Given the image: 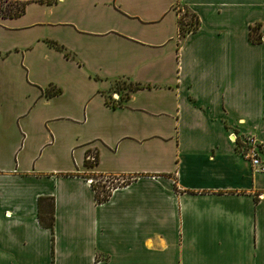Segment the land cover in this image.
I'll return each mask as SVG.
<instances>
[{"label": "crops", "instance_id": "obj_1", "mask_svg": "<svg viewBox=\"0 0 264 264\" xmlns=\"http://www.w3.org/2000/svg\"><path fill=\"white\" fill-rule=\"evenodd\" d=\"M0 83V264H264V173L229 137L264 150V0L31 2ZM93 175L129 182L98 205Z\"/></svg>", "mask_w": 264, "mask_h": 264}, {"label": "trees", "instance_id": "obj_2", "mask_svg": "<svg viewBox=\"0 0 264 264\" xmlns=\"http://www.w3.org/2000/svg\"><path fill=\"white\" fill-rule=\"evenodd\" d=\"M31 2H37V3H44L41 0L40 1H27L25 3H22L20 5H16L15 8H10V9H2L1 7V3L2 0H0V17L1 18H18L20 16H22L25 12V7L26 5H28ZM46 3H50V2H46ZM190 16L191 19H194V24L191 22H184L183 24L181 23L182 20H184L185 16ZM179 38H183L185 36V34L189 31H191V27L193 25H195V27L193 28V30H195L197 28L198 25V21L197 19H195L194 15L189 14L188 11L185 12V14L180 17L179 19ZM257 27H254L250 30V40L253 43H259L260 40H257L256 38H254V30ZM51 46H53L54 48H56L58 51H62L63 49L62 47L52 43ZM64 56L69 58V55L67 53H64ZM132 88V87H131ZM140 88V86L136 85L135 87H133V89H138ZM52 89H47L44 92V96L46 97H51L53 95H57L59 94V90H55L54 92H51ZM89 153H87L88 155ZM85 166L87 168H92L97 164V155H96V162L94 164L89 163L88 161L84 162ZM100 178H102L103 176H100ZM89 179H91V177H89ZM130 179V178H129ZM128 179V180H129ZM93 180V179H92ZM129 181H124V183H122L119 186H125L126 184H128ZM91 188L94 191V198L95 201L98 205L103 204L105 202H107L111 196V191H110V187H108V185L106 184H102L100 181L98 184H94V180L91 183ZM37 208H38V222L39 225L45 229H49L51 232L53 230V222H54V217H53V199L52 198H39L37 200Z\"/></svg>", "mask_w": 264, "mask_h": 264}, {"label": "built area", "instance_id": "obj_3", "mask_svg": "<svg viewBox=\"0 0 264 264\" xmlns=\"http://www.w3.org/2000/svg\"><path fill=\"white\" fill-rule=\"evenodd\" d=\"M259 40H261V38ZM229 137L230 140L234 143L238 154L242 156L245 160L250 162L252 170L256 173H264V162L262 161L264 150L262 148V145H260V143L251 135L239 138L232 134ZM86 161L91 164H94L96 162V152H90L86 157ZM99 181L102 184L108 185V187H110L111 192L117 187H119V185L124 183V181L121 179H107L104 177L100 178ZM90 182L92 183L93 180L91 179Z\"/></svg>", "mask_w": 264, "mask_h": 264}, {"label": "rangeland", "instance_id": "obj_4", "mask_svg": "<svg viewBox=\"0 0 264 264\" xmlns=\"http://www.w3.org/2000/svg\"><path fill=\"white\" fill-rule=\"evenodd\" d=\"M27 1H40V0H2L1 7L4 10L5 9H10V8H15L16 5H20V4L25 3ZM41 1L42 2H52V1H55V0H41ZM186 11H187L186 9L180 8V17H182L185 14ZM188 21L189 22L192 21V23L194 24V19H191V17L189 15L187 17L185 16L184 20H182L181 23L183 24L184 22H188ZM194 27H195V25H193L191 27V30H193ZM254 33H255L254 38L259 40L261 38L259 29L256 28L254 30ZM0 85H1V83H0ZM123 88L127 89V88H131V86L126 84L123 81H119V82L116 83V89L117 90L118 89H123ZM0 90H1V88H0ZM4 90H5V88H4ZM51 92H52V90H51ZM104 178L111 179L112 177L110 178V177L104 176ZM91 179L94 180V184H98L99 180H100V177L98 175H93V176H91ZM113 179H116V180L121 179L123 181H126L125 178H119V177H114Z\"/></svg>", "mask_w": 264, "mask_h": 264}]
</instances>
